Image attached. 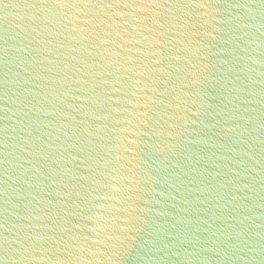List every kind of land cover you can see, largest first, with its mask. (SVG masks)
Instances as JSON below:
<instances>
[{
  "label": "water",
  "instance_id": "obj_1",
  "mask_svg": "<svg viewBox=\"0 0 264 264\" xmlns=\"http://www.w3.org/2000/svg\"><path fill=\"white\" fill-rule=\"evenodd\" d=\"M0 264H264V0H0Z\"/></svg>",
  "mask_w": 264,
  "mask_h": 264
}]
</instances>
